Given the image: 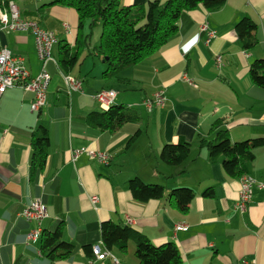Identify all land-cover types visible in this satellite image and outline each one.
Here are the masks:
<instances>
[{
	"label": "crops",
	"instance_id": "0c3cea01",
	"mask_svg": "<svg viewBox=\"0 0 264 264\" xmlns=\"http://www.w3.org/2000/svg\"><path fill=\"white\" fill-rule=\"evenodd\" d=\"M14 1L23 18L39 21V26L53 31L58 40L51 49L54 61L47 65L50 82L41 110L30 109L33 95L21 87L6 90L0 98V264H48L40 253L39 240L25 243L26 233L36 222H27L20 212L35 198L41 199L48 213L41 222L42 230H53L62 222L64 238L77 246L69 258L57 264H114L108 256L100 260L84 250L86 245L108 250L100 236V223L105 220L133 226L154 245L174 242L184 264H264V190H255L241 213L235 209L240 179L228 176L220 160L210 161L204 148L179 176H175L177 167H165L159 158L163 143L174 142L179 136L190 143L192 155L200 137L210 138L208 132L215 120L227 129L231 141L264 138V88L254 85L248 76L251 62L264 57V0H227L216 11L199 6L185 12L168 42L134 66L137 76L124 77V87H131L133 81L140 85L128 96L120 95L111 80L103 78L102 85L91 90L90 72L83 75L82 66L76 75L82 80L81 90L68 92L58 56L64 44L79 47L76 12L60 6L41 8L47 0ZM148 1L120 0L129 6ZM244 16L257 25L258 43L250 50L242 48L234 31L236 21ZM202 25L215 31L209 42ZM89 44H80L79 57ZM0 47L23 57L31 76L39 72L41 64L30 31L6 33L0 29ZM216 56H220L219 64ZM101 62L102 70L106 65ZM100 88L117 91L114 104L122 100L130 106L139 103L149 119L136 108L138 122L124 125L115 134L88 125L86 114L101 109L93 97ZM159 89L165 91V105L145 108L143 99ZM159 119L162 130L155 133L150 124L158 126ZM40 125L47 128L50 145L43 170L32 177L31 138ZM137 128L142 130L139 138L124 151L125 142ZM144 134L147 145L139 143ZM150 134L156 145L149 140ZM80 148L104 152L108 160L102 162L83 153L73 161L71 150ZM123 163L128 169L117 181L114 170L119 173ZM247 169V175L264 181V144L255 149ZM171 175L174 177L166 178ZM134 176L164 185L166 194L175 186H188L195 197L184 213L169 206L166 198L140 203L125 186ZM208 188L213 191L211 197L203 195ZM92 197L97 201L92 202ZM177 225L187 228L177 230ZM109 251L124 264H139L135 257L123 259L126 252L117 248Z\"/></svg>",
	"mask_w": 264,
	"mask_h": 264
},
{
	"label": "trees",
	"instance_id": "16d2710c",
	"mask_svg": "<svg viewBox=\"0 0 264 264\" xmlns=\"http://www.w3.org/2000/svg\"><path fill=\"white\" fill-rule=\"evenodd\" d=\"M226 1L150 0L146 5L129 6L123 5L120 0H47L41 8L60 6L69 8L77 14L76 43L79 47L73 49L67 44L61 46L58 64L62 73H71L79 60L80 44L89 46L92 29L100 27L99 42L94 50L106 65L101 77L104 80L124 84L125 78L121 76L123 70L142 64L164 46L177 32L178 21L185 12L199 6L208 11H216L223 7ZM1 2L2 0L0 5ZM86 24L89 31L85 33ZM234 31L243 49L250 50L258 43L257 25L250 17L244 16L236 21ZM248 76L254 85L264 88V57H257L251 62ZM84 119L90 126L115 134L124 125L138 122L139 114L134 106L113 103L108 109L101 108L89 112ZM141 132L142 130L137 128L129 136L125 142L124 151L136 142ZM208 134L210 138H199L198 148H204L207 151L210 161L220 160L224 172L233 178L240 179L248 174L247 164L255 158V149L264 144L263 137L231 141L227 129L219 120L212 123ZM49 145L47 128L43 125L38 126L31 138L30 173L32 177L43 170ZM190 157V143L181 136L174 142L163 144L159 152L162 162L178 168L175 176L185 173L184 166ZM173 177V175L166 176L167 179ZM125 186L132 198L140 203L166 198L169 206L183 213L188 210L190 202L195 197L194 190L188 186H175L166 194L164 185L146 183L137 176L129 178ZM203 195L211 197L212 189H205ZM100 236L106 249L117 248L122 253L127 252L130 240L134 242V257L139 264H184L174 242L166 241L160 245H154L146 236L128 224L105 220L100 223ZM91 248L90 245L84 246V250L89 254H92ZM76 249L77 246L74 243L64 238L62 222L58 223L53 230H42L39 250L48 264H57L69 258Z\"/></svg>",
	"mask_w": 264,
	"mask_h": 264
},
{
	"label": "built area",
	"instance_id": "2783aa9c",
	"mask_svg": "<svg viewBox=\"0 0 264 264\" xmlns=\"http://www.w3.org/2000/svg\"><path fill=\"white\" fill-rule=\"evenodd\" d=\"M17 9L18 5L14 0H2L0 5V29L6 33L30 31L34 35L36 52L41 63V68L35 76H31L24 64L23 57L13 55L9 50L0 47V98L6 90L21 87L25 91L32 93L33 97L30 109L38 112L46 104V92L50 82L47 65L49 62L54 61L51 49L56 35L53 31L40 27L34 20L17 17ZM201 30H206V42H209L215 36L214 31L207 30L206 25H202ZM216 62L219 64L220 56H216ZM62 76L68 92L81 90V79L65 73ZM116 94L117 92L113 89H101L95 92L93 97L102 109H106L108 104L114 101ZM165 102L164 89H159L151 97L143 101L149 110L153 107H163ZM83 153L87 154L90 158H98L102 162H106L108 158L104 152L90 148H80L71 150V159L75 161ZM255 190H264V182L256 181L248 175H243L238 198L235 202V209L244 213ZM95 201H97V198L92 197V202ZM20 216L27 222H36V226L31 228L25 235L26 244L34 242L37 229L41 226L42 220L48 216L46 206L40 198H35L22 209ZM186 228L183 225L176 226L177 230ZM91 251L97 259L101 260L108 256L114 264H124L118 258L111 255L108 250L101 251L98 245L92 246Z\"/></svg>",
	"mask_w": 264,
	"mask_h": 264
},
{
	"label": "rangeland",
	"instance_id": "374dc122",
	"mask_svg": "<svg viewBox=\"0 0 264 264\" xmlns=\"http://www.w3.org/2000/svg\"><path fill=\"white\" fill-rule=\"evenodd\" d=\"M86 30H87V32L89 31V29H88V24H87V27H86ZM91 41H90V43H91V47L90 48H88V49H85L83 52H82V54H81V56L79 57V63H78V65H76L74 68H73V70L71 71V73H70V75L71 76H74V77H76V75H79L80 73H79V71H81V70H79V68L81 67L82 68V71H83V75L85 74V72L87 71V72H90V76L89 77H87V79H88V81H89V86H90V88H91V90L94 88H98L99 86H101L102 84H101V82H103L101 79H102V77H101V73H102V71L105 69H100L101 68V65H102V59L101 58H98L96 55H94V47L93 46H95V45H98V42H99V37H100V27H94L93 29H92V34H91ZM61 44H64V43H61ZM83 60V61H82ZM81 62H82V64H81ZM84 63V64H83ZM41 64V63H40ZM99 67V68H98ZM137 67H134V66H131V67H128V68H126V69H124L123 70V72L121 73V76H123V77H136L137 75L134 73V71H138V68L136 69ZM100 69V70H99ZM63 73H61V77H62V81L64 82V80H63ZM147 81H148V78H147ZM111 86H113L115 89H117V91H118V93L120 94V95H124V96H128V93H131V92H133V91H137V88H136V85L138 86V88H140V85H138V84H136L134 81L132 82V86L131 87H124V84L123 83H121V82H118V81H111ZM65 85V84H64ZM85 85V84H84ZM150 84H149V82H147L146 83V88L149 86ZM133 87L135 88V89H133ZM65 88H66V90H68L67 89V87H66V85H65ZM101 89H103V88H100V89H98V90H96V92L97 91H99V90H101ZM139 91V90H138ZM158 90H156V91H154V92H157ZM95 94V93H94ZM166 97V96H165ZM166 100H167V98H166ZM120 102V101H119ZM138 102H140V101H138ZM122 103L123 104H126V103H124V101L122 100ZM143 105H144V107H145V104L144 103H142ZM135 108H137V109H139V111H141L142 113L144 112V109H143V107L139 104V103H137L136 105H133ZM146 108V107H145ZM149 114H146L145 112H144V114H143V118H146V119H149ZM161 120L159 119V125L158 126H156V124L154 123V125L151 123L150 124V128H152V129H154V131H155V133H157V131L158 130H162V127H161V122H160ZM145 126H146V121L144 120V122H143V129L145 130ZM158 135V134H157ZM143 136V135H142ZM147 135L146 134H144V136L143 137H141L140 139H139V143H141V144H143V145H147ZM159 138V137H158ZM157 138V139H158ZM149 140L151 141V143H153V144H155L156 145V138H154L153 136H151V134H150V138H149ZM164 144V143H163ZM163 146V145H162ZM161 146V147H162ZM161 147H160V149H161ZM204 151H206L205 149H203ZM160 152V151H159ZM199 148H198V143H197V148H196V152L195 151H192V155H191V158L185 163V165H188V163H189V161L192 159V157H194V156H198L199 155ZM207 152V151H206ZM108 157V156H107ZM107 160H108V158H107ZM161 162L160 163H162V160H160ZM107 162V161H106ZM164 163V162H163ZM116 164V163H115ZM131 165V163H129L128 162V164H127V166H130ZM165 167L167 166L165 163L163 164ZM127 166H124V163L121 165V166H119L118 167V171H119V173H115V170H114V177H116L117 178V181H119V179H120V176L121 177H123L124 178V170H126V169H128V167ZM185 168H186V166H184ZM181 186H183V185H181ZM133 245H134V242H132L131 240L129 241V244H128V250H127V252L125 253V254H123L122 256H123V259H124V256H126V257H131V258H134V248H133Z\"/></svg>",
	"mask_w": 264,
	"mask_h": 264
},
{
	"label": "bare ground",
	"instance_id": "6f19581e",
	"mask_svg": "<svg viewBox=\"0 0 264 264\" xmlns=\"http://www.w3.org/2000/svg\"><path fill=\"white\" fill-rule=\"evenodd\" d=\"M17 17H22L21 16V12H20V9H19V7H18V9H17ZM57 37L55 38V42H54V44L55 43H57ZM53 44V45H54ZM114 103V101L113 102H111V103H109L108 104V106L106 107V109H108L109 108V106L111 105V104H113ZM243 179V176L240 178V187H241V180ZM41 233H42V226H40L38 229H37V232H36V234H35V241H38L39 240V238H40V235H41ZM109 251V250H108ZM109 253L111 254V255H113L110 251H109ZM114 256V255H113ZM115 257V256H114Z\"/></svg>",
	"mask_w": 264,
	"mask_h": 264
}]
</instances>
